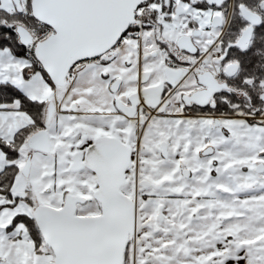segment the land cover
Returning <instances> with one entry per match:
<instances>
[{
	"label": "snow or ice",
	"instance_id": "1",
	"mask_svg": "<svg viewBox=\"0 0 264 264\" xmlns=\"http://www.w3.org/2000/svg\"><path fill=\"white\" fill-rule=\"evenodd\" d=\"M0 264H264V0H0Z\"/></svg>",
	"mask_w": 264,
	"mask_h": 264
}]
</instances>
